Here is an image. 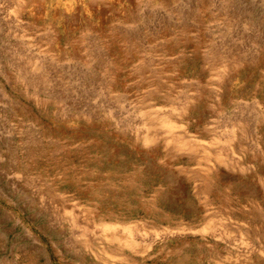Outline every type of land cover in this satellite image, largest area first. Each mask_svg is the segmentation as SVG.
I'll return each instance as SVG.
<instances>
[{
  "label": "rangeland",
  "instance_id": "obj_1",
  "mask_svg": "<svg viewBox=\"0 0 264 264\" xmlns=\"http://www.w3.org/2000/svg\"><path fill=\"white\" fill-rule=\"evenodd\" d=\"M0 264H264V0H0Z\"/></svg>",
  "mask_w": 264,
  "mask_h": 264
},
{
  "label": "bare ground",
  "instance_id": "obj_2",
  "mask_svg": "<svg viewBox=\"0 0 264 264\" xmlns=\"http://www.w3.org/2000/svg\"><path fill=\"white\" fill-rule=\"evenodd\" d=\"M16 19V18H15ZM26 50V49H25ZM215 230V229H214Z\"/></svg>",
  "mask_w": 264,
  "mask_h": 264
}]
</instances>
